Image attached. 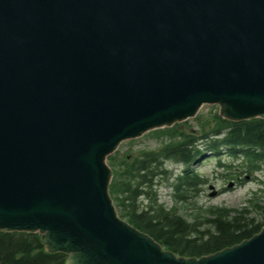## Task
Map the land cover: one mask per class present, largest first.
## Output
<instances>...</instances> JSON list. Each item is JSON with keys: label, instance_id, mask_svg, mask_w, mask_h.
Instances as JSON below:
<instances>
[{"label": "water", "instance_id": "95a60500", "mask_svg": "<svg viewBox=\"0 0 264 264\" xmlns=\"http://www.w3.org/2000/svg\"><path fill=\"white\" fill-rule=\"evenodd\" d=\"M204 102L264 118V0H0V230L65 264H264V226L177 255L108 193L122 139Z\"/></svg>", "mask_w": 264, "mask_h": 264}, {"label": "trees", "instance_id": "16d2710c", "mask_svg": "<svg viewBox=\"0 0 264 264\" xmlns=\"http://www.w3.org/2000/svg\"><path fill=\"white\" fill-rule=\"evenodd\" d=\"M194 118L195 130L187 120L151 130L150 134L160 140L155 148L125 153L122 158L118 152L108 155L112 169L108 192L120 217L176 254L199 257L258 232L264 226V203L253 204L258 214L249 206L210 205L202 212L205 215L190 221L177 207H167L158 199L157 186L163 178L175 201L189 202L208 180L193 165L210 154L216 156L217 165L228 166L220 156L226 151L244 159L241 171L246 174L238 177L239 183L246 181V175L256 178L254 173L264 163V118L231 120L218 112ZM170 161L181 163V170L174 173L168 169L166 163ZM257 179L264 192V176ZM65 259L64 252L46 250L38 232L0 230V264H65Z\"/></svg>", "mask_w": 264, "mask_h": 264}, {"label": "rangeland", "instance_id": "374dc122", "mask_svg": "<svg viewBox=\"0 0 264 264\" xmlns=\"http://www.w3.org/2000/svg\"><path fill=\"white\" fill-rule=\"evenodd\" d=\"M218 110H220V106L216 102L203 103L199 106L196 114L208 116L211 113L218 112ZM195 116L186 118L187 121L193 125L192 130L197 128ZM185 120L183 119L179 121V123ZM159 144L160 140L155 139L150 134V131L143 132L136 137L122 139L116 146V152H118V157L122 158L121 156L125 153H130L132 155L137 154L140 149L155 148ZM226 154L227 151L222 153V159L231 166H218L215 157H212V155L208 156L209 154L203 156L193 165L194 169L206 175L208 180L202 185V190L199 195L191 198L189 202L181 203L175 201L170 195L169 187L164 186L165 179L163 178L157 186L158 199L167 207H177L178 213L190 221L195 217L197 218L198 215H205V213L202 212L210 205L233 208L249 206L253 214H258L259 209L255 208L253 204L257 201L258 203H264V192L260 191L259 187L261 186L257 179L264 176V164H262L260 170L255 172L256 178L249 176L245 182L238 183V177H242L246 174L245 171H241L244 159L239 156L233 157ZM166 165L167 168L171 169L174 173L181 170L179 164L167 162ZM143 203H146V200H143Z\"/></svg>", "mask_w": 264, "mask_h": 264}]
</instances>
